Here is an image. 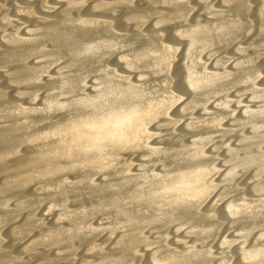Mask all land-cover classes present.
Returning <instances> with one entry per match:
<instances>
[{"label":"bare ground","instance_id":"obj_1","mask_svg":"<svg viewBox=\"0 0 264 264\" xmlns=\"http://www.w3.org/2000/svg\"><path fill=\"white\" fill-rule=\"evenodd\" d=\"M0 264H264V0H0Z\"/></svg>","mask_w":264,"mask_h":264}]
</instances>
